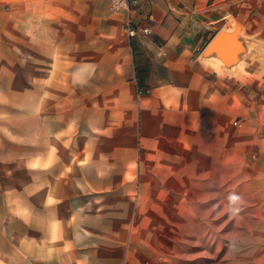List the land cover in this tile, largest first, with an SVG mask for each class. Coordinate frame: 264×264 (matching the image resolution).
I'll use <instances>...</instances> for the list:
<instances>
[{
	"label": "rangeland",
	"instance_id": "rangeland-1",
	"mask_svg": "<svg viewBox=\"0 0 264 264\" xmlns=\"http://www.w3.org/2000/svg\"><path fill=\"white\" fill-rule=\"evenodd\" d=\"M259 1L231 19L259 28L247 59L170 95L181 135L154 137L111 0H0V264H264Z\"/></svg>",
	"mask_w": 264,
	"mask_h": 264
},
{
	"label": "crops",
	"instance_id": "crops-1",
	"mask_svg": "<svg viewBox=\"0 0 264 264\" xmlns=\"http://www.w3.org/2000/svg\"><path fill=\"white\" fill-rule=\"evenodd\" d=\"M135 1L133 17L140 28L149 27L148 33L140 30L136 35L124 37L106 30L101 34L108 39L123 38V45L128 50L125 54V64L129 67L127 79L147 96L141 100H146L142 105L143 113L149 114L148 123L144 126L146 135L155 137L164 130L168 132L164 133L167 135H181L179 110L174 111L178 112L174 118L164 119L162 114L167 98L171 95L179 100L181 95L178 89L186 88V83H191L197 76L201 81L202 76L212 71L214 66H222L224 59L220 53L230 60H246L258 40L255 33L259 28L256 25L246 27L244 18H238L240 25L231 21L232 18L237 19V5L247 6L249 0ZM129 11L125 6L114 12L112 24L121 25ZM238 12V15H243L240 8ZM236 28L233 43L236 50L222 45L217 50L209 51L208 47L221 31L233 33ZM180 74L187 80H182ZM195 104H203L201 93ZM59 252L66 254L63 248H59ZM47 257L46 253V258L42 259L46 260ZM38 259L35 257V261H32L29 258L28 264H43Z\"/></svg>",
	"mask_w": 264,
	"mask_h": 264
},
{
	"label": "built area",
	"instance_id": "built-area-1",
	"mask_svg": "<svg viewBox=\"0 0 264 264\" xmlns=\"http://www.w3.org/2000/svg\"><path fill=\"white\" fill-rule=\"evenodd\" d=\"M136 4L135 0H111V7L113 9H120L122 7H127L130 11L127 14L125 20H124V26L126 30L128 31L129 36H133L138 34V32L141 30L144 33H148L150 31L148 26H144L140 28L133 17L132 13V6ZM152 18V17H151ZM139 93H142L141 90H139Z\"/></svg>",
	"mask_w": 264,
	"mask_h": 264
},
{
	"label": "water",
	"instance_id": "water-1",
	"mask_svg": "<svg viewBox=\"0 0 264 264\" xmlns=\"http://www.w3.org/2000/svg\"><path fill=\"white\" fill-rule=\"evenodd\" d=\"M237 28L233 33H227L225 31H221L216 38L212 41V43L210 44V46L208 47L209 51L212 50H217L219 49L220 46L222 45H227L229 47H233L234 50H236V47L234 46V39H236V37L234 36L236 34ZM221 57L224 59V61L226 63H231V62H235L238 61V58H234L233 60H230V58L222 55L220 53Z\"/></svg>",
	"mask_w": 264,
	"mask_h": 264
}]
</instances>
